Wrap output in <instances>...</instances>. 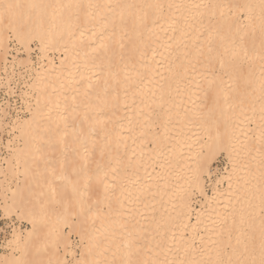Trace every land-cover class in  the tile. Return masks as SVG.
Returning <instances> with one entry per match:
<instances>
[{
	"label": "bare ground",
	"instance_id": "obj_1",
	"mask_svg": "<svg viewBox=\"0 0 264 264\" xmlns=\"http://www.w3.org/2000/svg\"><path fill=\"white\" fill-rule=\"evenodd\" d=\"M34 39L0 159L3 211L30 228L0 264L264 263V0H0L10 95Z\"/></svg>",
	"mask_w": 264,
	"mask_h": 264
},
{
	"label": "rangeland",
	"instance_id": "obj_2",
	"mask_svg": "<svg viewBox=\"0 0 264 264\" xmlns=\"http://www.w3.org/2000/svg\"><path fill=\"white\" fill-rule=\"evenodd\" d=\"M244 14L241 15V21L244 22ZM10 35V55L9 59L10 61L13 60L11 56H17L19 55L22 58L28 57V54L25 49L22 48L18 41L16 40L13 33L9 32ZM39 42L37 40H31L29 42V48H30V58L32 60L31 66H25V67H15V73L13 75V81H12V87L14 88V93L9 94L8 91L5 88L0 89V107L4 104V108L7 110V115L1 119L0 122L3 121L5 125L0 127V159L2 157H5L7 155V141L11 140L13 138V133L11 128L13 127V123L11 122L13 119L19 117L25 118V111H26V103L25 98L23 95V92L25 89L27 90V86L29 81L31 80V75L33 74V68L39 67V57H40V51H39ZM19 49V50H18ZM21 49V50H20ZM18 51L19 54H18ZM50 55L52 59L58 63L60 58L59 52L51 51ZM10 65V64H9ZM12 75V74H11ZM3 77H6V75L3 73ZM27 112V111H26ZM26 116L28 114L26 113ZM12 123V124H10ZM12 125V126H11ZM59 150V154L62 150ZM230 165L228 158L225 154H221L217 160L213 163L211 172L209 176H207L206 179V190L208 195L212 196L213 193L216 191V188H224L225 181L222 180V174L225 173L227 170H229ZM221 179V180H220ZM1 191H0V253H7L9 252L8 242L12 239L14 233L16 231H19L20 233L24 234L25 231H27L30 228V225L27 221L23 219H19L16 214H6V212L3 211V200H1ZM204 200L200 195H196L193 199V206L196 210L202 209V204ZM195 218H192V222H194ZM66 233H69L70 229L68 226H65ZM250 230L246 228V232L244 233V239H248L250 237ZM75 234H71L70 238L73 244L71 245L72 250H78L77 245L79 244L80 240L78 239V236H74ZM253 240H251L252 242ZM143 248L146 250H150L151 248H147L146 245H143ZM258 249V247L256 246ZM71 261V257H68ZM264 264V263H263Z\"/></svg>",
	"mask_w": 264,
	"mask_h": 264
}]
</instances>
